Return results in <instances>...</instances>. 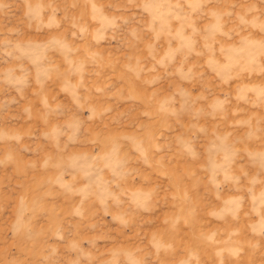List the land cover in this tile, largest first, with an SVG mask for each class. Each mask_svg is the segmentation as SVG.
I'll return each instance as SVG.
<instances>
[{"label":"rangeland","instance_id":"1","mask_svg":"<svg viewBox=\"0 0 264 264\" xmlns=\"http://www.w3.org/2000/svg\"><path fill=\"white\" fill-rule=\"evenodd\" d=\"M0 264H264V0H0Z\"/></svg>","mask_w":264,"mask_h":264}]
</instances>
